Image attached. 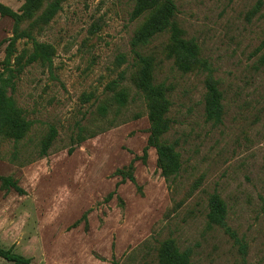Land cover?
Here are the masks:
<instances>
[{
    "label": "rangeland",
    "instance_id": "obj_1",
    "mask_svg": "<svg viewBox=\"0 0 264 264\" xmlns=\"http://www.w3.org/2000/svg\"><path fill=\"white\" fill-rule=\"evenodd\" d=\"M172 1L184 37L218 82L222 123L205 120L208 72L183 74L165 58L166 35L154 38L144 50L155 58L156 82L169 88L165 139L181 156L178 176L165 180L155 151L144 152L149 123L132 83L130 40L141 22L130 18L133 0H64L34 32L55 49L51 68L29 65L17 81L14 98L31 130L19 143L0 141V177L24 192L0 182V247L30 264H158L161 243L172 239L190 251L191 264H264V75L257 66L264 0ZM23 2L0 0L15 12ZM12 30V19L0 15V63ZM30 47L16 43L18 52ZM113 81L127 90V102L102 116ZM51 127L56 137L40 157ZM130 167L135 181L122 182ZM213 195L225 204V228L208 223Z\"/></svg>",
    "mask_w": 264,
    "mask_h": 264
},
{
    "label": "trees",
    "instance_id": "obj_2",
    "mask_svg": "<svg viewBox=\"0 0 264 264\" xmlns=\"http://www.w3.org/2000/svg\"><path fill=\"white\" fill-rule=\"evenodd\" d=\"M64 0H24L18 12L0 4V15L13 21L12 36L7 40L5 56L0 63V141L19 143L29 134L32 122L24 110L18 106L14 93L17 81L25 67L39 64L51 68L55 49L52 45L39 42L34 32H41L61 10ZM261 0H258V5ZM132 20H141L130 40V53L133 56L134 72L132 83L137 93L141 95L146 107L149 123L147 147L156 153V166L165 180L174 179L181 170V156L176 150V144L169 143L165 135L171 129L169 110V88L163 82L155 80V58L145 52V48L156 37L166 35L167 43L163 48L166 59L172 60L174 66L183 74L197 70H206L208 75L204 81V116L213 125L222 123L224 108L222 93L217 80L206 60L200 58L199 47L193 40L184 37V32L176 21V5L172 0H133L130 14ZM25 26V27H23ZM27 40L31 43L29 49L17 51L16 43ZM257 51V66L264 75V38ZM119 64L124 62L119 57ZM119 83L113 81L108 90L113 94L108 103L98 108L102 116L110 109L118 113L127 102L128 93L125 88L119 89ZM56 130L50 128L43 137L40 147V157L46 156L56 137ZM82 143L83 139H79ZM144 154V155H145ZM128 179L134 182L132 167L124 174L122 182ZM1 187L8 191L13 189L19 195L23 190L10 177H0ZM112 193L110 194V196ZM226 207L218 195L209 200L207 214L210 225L226 227ZM190 251H181L174 240L168 239L161 243L158 252V264H191ZM0 259L11 264H30V259L16 253L13 247H0Z\"/></svg>",
    "mask_w": 264,
    "mask_h": 264
}]
</instances>
